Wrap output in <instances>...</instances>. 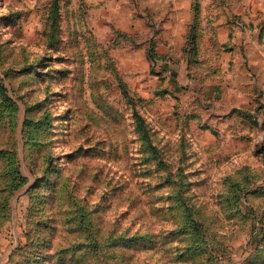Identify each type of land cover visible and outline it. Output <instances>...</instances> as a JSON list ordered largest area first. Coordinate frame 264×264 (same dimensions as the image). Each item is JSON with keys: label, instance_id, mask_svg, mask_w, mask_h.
I'll use <instances>...</instances> for the list:
<instances>
[{"label": "rangeland", "instance_id": "374dc122", "mask_svg": "<svg viewBox=\"0 0 264 264\" xmlns=\"http://www.w3.org/2000/svg\"><path fill=\"white\" fill-rule=\"evenodd\" d=\"M0 264H264V0H0Z\"/></svg>", "mask_w": 264, "mask_h": 264}, {"label": "trees", "instance_id": "16d2710c", "mask_svg": "<svg viewBox=\"0 0 264 264\" xmlns=\"http://www.w3.org/2000/svg\"><path fill=\"white\" fill-rule=\"evenodd\" d=\"M133 116L136 118V122H137V129L140 132V134L142 135L141 139L145 142V151L148 152V154L150 156H155L156 155V147L153 145L152 143V138H151V134L149 132V129L146 127V125L144 124V120L142 117L139 116V113L137 111H134ZM14 173H17L19 177H22L20 175L19 169L18 167H15L13 169ZM23 183H20L18 186L22 185ZM183 216H187V213H184ZM189 215H188V221H189ZM185 221V218H184ZM190 223L193 224V226H198L199 223H197V221H195L194 219L190 220ZM82 228L86 230V233L89 234L90 228L86 227L85 224L82 225ZM87 228V229H86ZM177 232L176 230L170 231L169 234L170 235H175L174 233ZM91 233V231H90ZM93 233H91V238L88 239V242L86 245H83L81 247H78L76 249L83 251L84 252H93L95 253L96 250H98L99 243L98 241L93 239ZM125 236V237H124ZM145 237H148L150 239V241H153L155 234L154 233H145L142 235V233L140 234L139 232H135V233H130V234H125L123 235L125 241H136L139 239H142ZM140 241V240H139ZM130 242H127V244H129Z\"/></svg>", "mask_w": 264, "mask_h": 264}]
</instances>
